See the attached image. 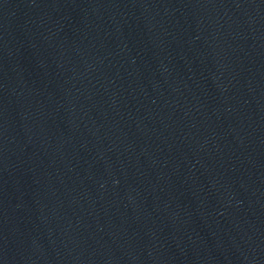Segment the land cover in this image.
I'll return each instance as SVG.
<instances>
[{"label": "water", "instance_id": "obj_1", "mask_svg": "<svg viewBox=\"0 0 264 264\" xmlns=\"http://www.w3.org/2000/svg\"><path fill=\"white\" fill-rule=\"evenodd\" d=\"M0 264H264V0H0Z\"/></svg>", "mask_w": 264, "mask_h": 264}]
</instances>
